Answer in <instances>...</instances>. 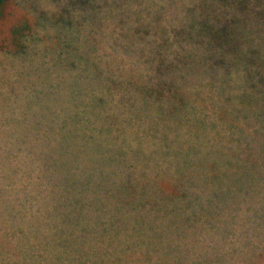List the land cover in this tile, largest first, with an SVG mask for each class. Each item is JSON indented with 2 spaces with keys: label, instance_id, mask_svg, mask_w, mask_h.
<instances>
[{
  "label": "trees",
  "instance_id": "1",
  "mask_svg": "<svg viewBox=\"0 0 264 264\" xmlns=\"http://www.w3.org/2000/svg\"><path fill=\"white\" fill-rule=\"evenodd\" d=\"M126 1L132 18L114 16L107 36L90 29L76 43L77 19L45 37L42 53H74L77 65L59 64L68 78L14 67L33 37L25 13L0 42V70L12 68L0 80V138L30 129L12 176L0 168V264H182L232 212L264 208V106L218 82L248 71L246 31L264 25V0H184L173 23L156 0ZM246 99L260 110L253 129Z\"/></svg>",
  "mask_w": 264,
  "mask_h": 264
},
{
  "label": "rangeland",
  "instance_id": "2",
  "mask_svg": "<svg viewBox=\"0 0 264 264\" xmlns=\"http://www.w3.org/2000/svg\"><path fill=\"white\" fill-rule=\"evenodd\" d=\"M68 2L69 0H5L4 9L0 16V42L1 40L3 42L4 38L7 37L8 26L22 14L25 13L31 20H35L33 37H31V40L27 39L25 41L31 45L28 46L24 54L13 60V62L16 63L14 65L16 69L23 70V68L27 66L34 67L39 65L34 68L46 69L49 78H56L53 76L71 77L69 76L71 74L70 72L60 70L59 64L61 61L67 62L72 60L76 61L77 65V59L74 53H72L73 57L69 59H67L66 56L57 59L54 49H52L53 52L49 51L42 53L38 47L44 42H49L47 38H45L46 36L51 34L55 35L60 25H64L68 33L71 31L73 25L76 27L78 26L76 23H78L79 20L83 21V24H81L82 31L77 34L78 37L75 41L79 43V36H83V33L89 32L90 29H92V31L100 30L104 36H107L111 24L113 23L114 16L121 17L123 14H128L132 18L126 0H121L118 5L113 7L107 5V0H92L94 9L84 6V8H72L67 13L61 12L60 8H67ZM134 2L137 4L138 0ZM159 3L164 4L166 13L164 16L169 22L173 23V18L178 17L179 13L182 12L179 9L180 5L186 3V1L156 0L155 4ZM59 11L61 15H59ZM132 11L133 14L135 13L134 16L140 15L139 13L136 14L134 6L132 7ZM67 16L72 23H69ZM94 20L100 23V25L97 26L98 29L93 28L97 25V23L95 25L93 24ZM171 23L165 24L172 25ZM250 29V32L247 30L246 34L249 35L250 38L253 37L250 43L251 48H256L255 53L251 55L253 62H242L239 65L240 68H247L248 71L245 74H241L243 75L241 78H237L234 75L236 72L241 71V69H239L234 71L235 73L222 76L218 82L220 81L222 83V78H225V83L237 85L241 88L246 86L244 92L249 96L254 95L255 102L257 101L264 106V84L261 83V79L264 78V25H262V28L256 29V31H254V27H250ZM257 35L259 36L258 39L255 37ZM3 58L0 53V66L4 60ZM4 66L8 73L12 70V68L5 63ZM8 73L0 70V80H2V75L7 76ZM201 80H206L208 84L209 79L204 76L203 78L198 77V81L194 79L195 82ZM247 83L253 84L258 90L253 93V89L250 85H246ZM0 92L3 91L1 90ZM36 92H38V90H36ZM242 98L243 97H240L239 100ZM255 102L253 99H246V104L242 108L247 115L251 128L253 126L251 115H254L256 111L259 110L258 107L255 106ZM11 125H13V123ZM8 126H10V123ZM17 127H19V124ZM251 128L249 132H252ZM12 131L14 132L12 135L15 139L13 142L0 138V168L4 172L9 171V176H12L16 165L19 160L22 159V156H15V154L18 149L22 151L25 148L27 139H25L23 134H29L30 129L29 125L24 124L20 126L18 130L13 129ZM0 180H2L1 176ZM255 209V211L247 212V210L241 208L232 212L235 216L233 218H228L227 223L222 224L220 227V232L223 234L218 233V236L210 235V232L206 231L202 236H198V238H200L199 242L195 243L199 245L207 244V246L202 249L201 253L195 252L196 255L179 258L181 263L194 264L199 261L200 264H264V208ZM253 217L255 218L253 219Z\"/></svg>",
  "mask_w": 264,
  "mask_h": 264
}]
</instances>
